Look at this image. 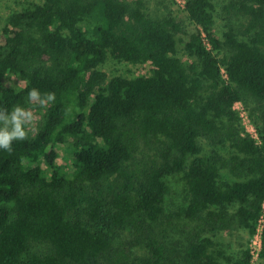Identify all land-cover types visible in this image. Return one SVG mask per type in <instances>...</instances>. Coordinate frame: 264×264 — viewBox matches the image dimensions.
Masks as SVG:
<instances>
[{"label":"trees","instance_id":"obj_1","mask_svg":"<svg viewBox=\"0 0 264 264\" xmlns=\"http://www.w3.org/2000/svg\"><path fill=\"white\" fill-rule=\"evenodd\" d=\"M213 1L184 0L192 30L172 10L152 14L147 0H24L4 17L0 117L25 108L32 88L55 99L35 131L0 149V264H251L247 242L264 219V0ZM108 58L149 74L109 76ZM225 122L228 157L202 156L200 141ZM144 146L156 156L142 165ZM223 165L245 177L223 180ZM174 181L185 202L177 216L192 226L167 249L153 225ZM122 231L144 232L147 255H133L137 242L119 240ZM232 231L246 236L236 255L218 237Z\"/></svg>","mask_w":264,"mask_h":264},{"label":"rangeland","instance_id":"obj_2","mask_svg":"<svg viewBox=\"0 0 264 264\" xmlns=\"http://www.w3.org/2000/svg\"><path fill=\"white\" fill-rule=\"evenodd\" d=\"M127 1H134V0H127ZM146 1V0H145ZM179 3H182V0ZM226 1L228 0H214V4L220 8ZM24 0H0V30L3 26V19L4 17L12 12L13 10H18L21 7V4ZM149 3L150 12L154 15L162 16L168 10H172L173 13L181 20L185 21V25L188 29L192 30V26L188 23L186 19V14L180 10L182 4H178L176 0H174L175 5L171 3L170 0H147ZM177 3V5H176ZM179 5V6H178ZM226 21L219 20L216 24V29L218 34L224 30V25ZM234 28L240 33L243 31L242 25L243 22L241 20L233 19L232 21ZM102 70L106 72L109 76L113 75H123L128 77L138 76L140 74H149V65H141V64H129V63H117L112 59L108 58L107 61L104 63ZM23 85V82L20 83ZM47 103L41 105L39 99L37 100H28L27 106L25 107L26 110H29L32 113V120L26 124L25 130L26 134H29L32 131H35L36 125L41 120L44 109L46 108ZM234 109L238 112L239 118L241 119V124L245 128V130L254 138H257L255 127L253 125L252 119L248 116L247 110L245 106L241 103H237L234 106ZM244 112V115L241 116V112ZM25 122L27 123V118L25 117ZM232 124L225 122L223 125L222 135L217 138H210V139H202L200 141L202 151L201 155L206 157H216L223 161L224 157H228L227 153L230 149L229 142H228V131L232 130ZM223 141V142H222ZM154 143L155 141L152 140ZM143 150V151H142ZM156 156L154 149L142 147L135 154L136 162L143 165L147 160L153 159ZM66 157V154L62 148H60V156L57 159V164H62ZM45 167V166H43ZM220 176L225 181H233L243 179L245 177V173L242 170H237L236 172L230 171V168L227 166H222L220 170ZM185 204L184 202V194L181 191V186L178 182L174 181L171 185V193L170 196L166 198V216L160 220L157 224L153 225L154 231L158 234L157 238L164 243L165 246L168 248H180L181 247V239L183 237H187L186 229H190L192 223H188L187 220L178 217V209ZM81 213L82 218L85 219V213L83 209L79 211ZM147 226L146 222H144ZM141 237H134L130 233L122 231L119 240H127V241H136L137 246L134 248L133 255L144 257L147 255V249L145 248L147 240L146 234L142 232ZM161 235V237H159ZM219 240L222 241L228 252L232 253L233 255L238 254L239 249L246 242V236L239 231H232L223 232L218 235ZM248 244V242H247ZM47 247L43 244L31 242L30 250L33 252H42L45 251ZM177 262L180 264H191L183 261L182 259H177ZM256 264V263H254Z\"/></svg>","mask_w":264,"mask_h":264},{"label":"clouds","instance_id":"obj_3","mask_svg":"<svg viewBox=\"0 0 264 264\" xmlns=\"http://www.w3.org/2000/svg\"><path fill=\"white\" fill-rule=\"evenodd\" d=\"M27 95L29 100L39 99L41 105L55 99L54 92L46 93L45 98L42 99L36 88L30 89ZM25 117L27 118V123L25 122ZM0 119L4 121L3 126L0 127V149L11 151L13 140H22L26 137L25 126L32 120V113L23 107L14 106L10 110V116H3ZM9 124H11L10 130L8 128Z\"/></svg>","mask_w":264,"mask_h":264},{"label":"built area","instance_id":"obj_4","mask_svg":"<svg viewBox=\"0 0 264 264\" xmlns=\"http://www.w3.org/2000/svg\"><path fill=\"white\" fill-rule=\"evenodd\" d=\"M178 4L184 5V0L182 3L176 0ZM237 104V103H236ZM244 115V112H241V116ZM264 227V219L261 217L256 225V230L253 236L249 239L248 248L251 255V264L257 263L259 261L260 253L262 250V232Z\"/></svg>","mask_w":264,"mask_h":264}]
</instances>
